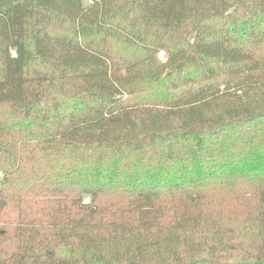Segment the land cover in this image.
I'll return each instance as SVG.
<instances>
[{
    "label": "trees",
    "instance_id": "16d2710c",
    "mask_svg": "<svg viewBox=\"0 0 264 264\" xmlns=\"http://www.w3.org/2000/svg\"><path fill=\"white\" fill-rule=\"evenodd\" d=\"M0 169V264H264V0H0Z\"/></svg>",
    "mask_w": 264,
    "mask_h": 264
},
{
    "label": "rangeland",
    "instance_id": "374dc122",
    "mask_svg": "<svg viewBox=\"0 0 264 264\" xmlns=\"http://www.w3.org/2000/svg\"><path fill=\"white\" fill-rule=\"evenodd\" d=\"M85 4H88L90 0H84ZM165 52L164 57L165 58ZM3 174V171L0 169V176ZM85 201H88V198L85 199ZM3 221L0 222V228H4V226L12 227L13 225L17 224L18 221V213L15 211H9L3 215Z\"/></svg>",
    "mask_w": 264,
    "mask_h": 264
},
{
    "label": "built area",
    "instance_id": "2783aa9c",
    "mask_svg": "<svg viewBox=\"0 0 264 264\" xmlns=\"http://www.w3.org/2000/svg\"><path fill=\"white\" fill-rule=\"evenodd\" d=\"M159 55H160V57L163 58V57H164V51H160V52H159Z\"/></svg>",
    "mask_w": 264,
    "mask_h": 264
},
{
    "label": "water",
    "instance_id": "95a60500",
    "mask_svg": "<svg viewBox=\"0 0 264 264\" xmlns=\"http://www.w3.org/2000/svg\"><path fill=\"white\" fill-rule=\"evenodd\" d=\"M166 60H167V58H164V59H163V61H166Z\"/></svg>",
    "mask_w": 264,
    "mask_h": 264
}]
</instances>
